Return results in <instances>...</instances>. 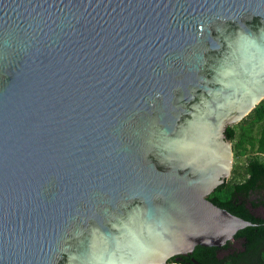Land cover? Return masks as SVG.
<instances>
[{
	"label": "water",
	"instance_id": "obj_1",
	"mask_svg": "<svg viewBox=\"0 0 264 264\" xmlns=\"http://www.w3.org/2000/svg\"><path fill=\"white\" fill-rule=\"evenodd\" d=\"M264 99V0H0V264H166L252 225L208 195Z\"/></svg>",
	"mask_w": 264,
	"mask_h": 264
},
{
	"label": "trees",
	"instance_id": "obj_2",
	"mask_svg": "<svg viewBox=\"0 0 264 264\" xmlns=\"http://www.w3.org/2000/svg\"><path fill=\"white\" fill-rule=\"evenodd\" d=\"M263 121L264 99L241 121L227 126L225 134L232 142L234 156L232 171L229 178L208 195L216 205L253 224L235 233L231 241L239 243L237 248L231 247V241L222 247L196 245L186 257L188 264H264V217L252 211L253 207L264 206V159L254 155L248 157L243 166L237 162L238 148L245 143L257 153L264 154V124L259 127L256 136L252 134L256 123ZM237 124H244V127L238 131ZM252 196L255 198L251 199ZM222 249L229 251L220 255L219 250Z\"/></svg>",
	"mask_w": 264,
	"mask_h": 264
},
{
	"label": "rangeland",
	"instance_id": "obj_3",
	"mask_svg": "<svg viewBox=\"0 0 264 264\" xmlns=\"http://www.w3.org/2000/svg\"><path fill=\"white\" fill-rule=\"evenodd\" d=\"M264 124V121L261 123H256V125L253 127V131L252 134L253 136L257 135V132L259 130V127ZM244 127V124L240 125L237 124L236 125V130L240 131L242 128ZM246 127V126H245ZM238 158H237V162L240 166H243L244 163L246 162L247 158L250 156H254L257 155L260 159H264V154L263 153H257L253 148H251L249 146L248 143H245L243 146L238 148ZM255 196H252L251 199H254ZM250 206V204H248ZM252 211L254 213H256L257 215L263 216L264 217V206L263 205H258L256 207L252 208ZM239 243L237 241H231V247H238ZM229 250H224L222 251V253H227Z\"/></svg>",
	"mask_w": 264,
	"mask_h": 264
},
{
	"label": "flooded vegetation",
	"instance_id": "obj_4",
	"mask_svg": "<svg viewBox=\"0 0 264 264\" xmlns=\"http://www.w3.org/2000/svg\"><path fill=\"white\" fill-rule=\"evenodd\" d=\"M222 250H219V254L220 255H224V253H222ZM188 255H174L171 256L167 259L166 264H188V260L187 257Z\"/></svg>",
	"mask_w": 264,
	"mask_h": 264
}]
</instances>
